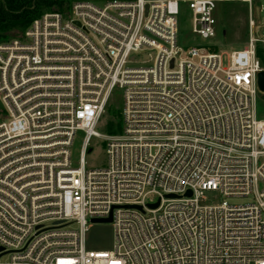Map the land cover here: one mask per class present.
I'll return each instance as SVG.
<instances>
[{
  "label": "built area",
  "instance_id": "1",
  "mask_svg": "<svg viewBox=\"0 0 264 264\" xmlns=\"http://www.w3.org/2000/svg\"><path fill=\"white\" fill-rule=\"evenodd\" d=\"M185 4L203 41L186 48ZM217 7L77 0L0 42V264H264V68L254 36L223 64ZM117 92L119 130L105 135ZM93 137L107 164L88 169ZM209 190L222 200L206 203ZM111 211L113 249H88Z\"/></svg>",
  "mask_w": 264,
  "mask_h": 264
},
{
  "label": "rangeland",
  "instance_id": "2",
  "mask_svg": "<svg viewBox=\"0 0 264 264\" xmlns=\"http://www.w3.org/2000/svg\"><path fill=\"white\" fill-rule=\"evenodd\" d=\"M65 7H71L77 0H63ZM103 4L109 0H90ZM32 12L28 16L10 21L12 25L6 35L0 38V42L6 41L21 33L30 22L28 17L35 18L48 11H54L43 3H34L31 6ZM57 11V10H55ZM218 20L217 35L213 41V48L223 51V64L227 66L229 55L233 50L243 48L251 36L258 38L257 51L261 55L260 60L264 68V0H218V7L215 13ZM28 19V20H27ZM26 20V21H25ZM253 21V25L251 23ZM178 41L182 47L203 43V41L192 32L191 10L188 5H182L178 15ZM147 59V55L141 60ZM123 106V97L117 92L112 98L101 118L97 129L105 134L112 135L119 130V115ZM0 103V117H1ZM257 116L264 119V92H258L256 101ZM81 142L78 139L73 145V153L77 157ZM92 150L86 153V165L88 169L104 167L107 164L105 141L99 137L91 140ZM230 203L244 204L250 201L247 197L227 198ZM222 200L218 191L209 190L205 192V202L208 204L217 203ZM115 232L112 223H93L89 226L86 235V245L93 250H111L114 247Z\"/></svg>",
  "mask_w": 264,
  "mask_h": 264
},
{
  "label": "trees",
  "instance_id": "3",
  "mask_svg": "<svg viewBox=\"0 0 264 264\" xmlns=\"http://www.w3.org/2000/svg\"><path fill=\"white\" fill-rule=\"evenodd\" d=\"M34 3L46 4L54 11L65 12L70 8L65 7L66 3L63 0H0V38L11 28L10 21L28 16L32 12L31 6ZM28 19L31 22L34 18L29 16ZM258 56L261 57V55Z\"/></svg>",
  "mask_w": 264,
  "mask_h": 264
},
{
  "label": "water",
  "instance_id": "4",
  "mask_svg": "<svg viewBox=\"0 0 264 264\" xmlns=\"http://www.w3.org/2000/svg\"><path fill=\"white\" fill-rule=\"evenodd\" d=\"M148 10V5H146V12ZM257 85L260 92H264V69H262L257 76ZM188 195H191V191H188ZM168 197H174L175 195L169 194ZM159 205V201L153 204H149L148 206L150 208H156ZM126 207H135L138 209H142L140 205H124ZM114 208V207H113ZM92 222L95 223H110L112 222V211L110 212V215L106 218H94L92 219Z\"/></svg>",
  "mask_w": 264,
  "mask_h": 264
}]
</instances>
